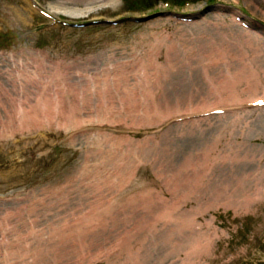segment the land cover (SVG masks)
I'll list each match as a JSON object with an SVG mask.
<instances>
[{
  "label": "rangeland",
  "instance_id": "1",
  "mask_svg": "<svg viewBox=\"0 0 264 264\" xmlns=\"http://www.w3.org/2000/svg\"><path fill=\"white\" fill-rule=\"evenodd\" d=\"M254 58L264 0H0V264H133L141 231V264H186L182 211L195 259L264 264V85L229 79Z\"/></svg>",
  "mask_w": 264,
  "mask_h": 264
},
{
  "label": "bare ground",
  "instance_id": "2",
  "mask_svg": "<svg viewBox=\"0 0 264 264\" xmlns=\"http://www.w3.org/2000/svg\"><path fill=\"white\" fill-rule=\"evenodd\" d=\"M104 1V0H103ZM107 2H111L113 0H106ZM87 11H85V14L90 13L92 10L91 9H86ZM51 12H53V10H51ZM55 12H59V13H63L65 14L63 10L58 9ZM73 14H80V12L82 11H72ZM68 15H72V13L70 11H68ZM164 45V44H162ZM166 49L170 47L169 44H167V46H165ZM172 47V46H171ZM257 55V54H256ZM258 58V55L257 57ZM170 59V58H169ZM171 61L173 62V60L170 59V61L166 62V66H168V64L171 63ZM259 61H257L255 58L252 61V63L247 62V65L245 66L244 69L240 70L239 74H233L229 76V79L232 80V82H240V81H249L250 83H254L257 87V85H264V64L263 65H257ZM252 81V82H251ZM264 88V87H263ZM7 94V98L11 101H20L18 98L15 99L16 94L14 93H6ZM254 94V93H252ZM250 94V96L252 95ZM54 95H56L54 93ZM49 94H45L44 91H39L36 96H35V103L34 105L32 104H28L27 106H19V111L17 112V115H19L21 113V119L20 116L16 117L17 118V124L14 126V128L19 127L22 128L24 123L34 125L36 124L37 121V116H36V111L38 110V105H39V109H40V101L42 99L48 100ZM252 97V96H251ZM24 98H28L26 95H24ZM158 100H160V97L156 98ZM25 100V99H23ZM241 101V100H240ZM15 105V103L13 104ZM34 115H33V114ZM23 118V119H22ZM8 121H11L10 117L8 116ZM8 128H10V125H6ZM19 129H15L16 131ZM7 131L9 129H6ZM4 130L0 131V133H3ZM30 134H32V132L30 131ZM190 190V189H189ZM192 190H194L192 188ZM233 203V201H232ZM147 205V204H146ZM148 208L152 207L153 205L150 204L147 205ZM155 206V205H154ZM153 206V207H154ZM157 221H153V224H155ZM207 225H211L210 223H208ZM203 227V224L201 225H194V220L192 218V215L189 212H176V213H172L171 218L166 219V227L163 229L164 231H166V240L170 246V248L173 247H178V246H183V252L185 254V258H184V262L186 264H203L204 262H206L208 260V256H209V252L211 247V243H210V237L212 232H210L208 230V228H206V226ZM102 231H100L101 233ZM144 231H141L139 233H137V235L135 236L134 239H137V241L140 242L139 244V250L138 252L134 253V256L131 258L133 264H141V258L143 257L144 254V250H145V245L146 242L148 241V243L152 240L154 233L151 232V234L147 235H143ZM155 233H157V230L155 231ZM70 235V234H69ZM71 240H79V235L77 236H73L71 238ZM171 250H167L166 252V256H168V253ZM201 256V257H199ZM195 257H199L200 259H202V261L195 259Z\"/></svg>",
  "mask_w": 264,
  "mask_h": 264
}]
</instances>
